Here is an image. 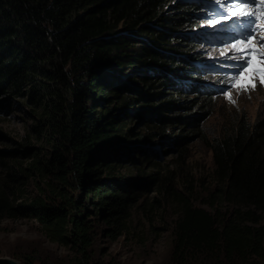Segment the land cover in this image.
<instances>
[{
    "label": "trees",
    "instance_id": "16d2710c",
    "mask_svg": "<svg viewBox=\"0 0 264 264\" xmlns=\"http://www.w3.org/2000/svg\"><path fill=\"white\" fill-rule=\"evenodd\" d=\"M195 10L187 0H0V111L31 107L34 129L50 145L27 148L0 128V222H34L50 243L75 254L70 264H94L99 239L123 237L147 193L172 189L159 160L141 151V160H128L136 176L116 177L117 156L107 146L137 148L124 129L136 104L147 107L152 132L201 133L179 117L212 109L213 97L185 73L200 67L186 58L197 47ZM205 143L222 204L212 214L171 191L181 204L175 264H264V110L256 122L237 117Z\"/></svg>",
    "mask_w": 264,
    "mask_h": 264
},
{
    "label": "rangeland",
    "instance_id": "374dc122",
    "mask_svg": "<svg viewBox=\"0 0 264 264\" xmlns=\"http://www.w3.org/2000/svg\"><path fill=\"white\" fill-rule=\"evenodd\" d=\"M228 2L233 5L230 10V16L233 19L226 22L219 21L220 23H200L196 30L206 28L204 26L209 27L208 29H217V27L225 26L235 20H249L256 28L255 32L251 34L253 37L251 46L257 49L251 56L252 66L247 68L243 75L238 76L244 66L241 64L244 63L243 58L246 52L252 51V47L248 44L239 45L236 43L241 40L240 38L235 39L233 44H227L228 47L225 49L208 50V56L213 60V64L225 63V66H228V73L224 74L225 76L232 70L236 72V76L233 78L236 86L234 87L232 82L224 83L230 88L225 92L227 96L225 93H221L213 97L212 109L209 113L203 106L194 108L192 113L185 117L183 114L186 111H180L179 117L183 118L184 123L192 120L193 123L190 122L188 125H197L201 132L199 134H191L190 129L183 130L182 126L176 127L174 130L167 128L168 133L165 136L158 131L152 132L145 127V122L151 119L145 114L147 107L144 106L140 109L139 104L135 105L132 109V114L135 113V115L132 119H125L124 129L133 131L128 136V141L133 142L137 148L131 147L128 150L123 148L124 153H121L115 151L119 147L117 144L107 146L110 155L117 156L116 177L133 178L136 176L137 168L129 165L128 160L131 158L136 161L141 160L142 157L137 154L141 151L148 154L152 162L155 163L157 159L159 160L157 162L160 169L168 172L171 177L172 189L162 191L161 194L158 192L147 193L132 210L129 225L123 237L117 241L101 238L95 243L91 251V263L175 264L173 257L174 231L176 221L181 213V204L176 197L171 195V191L185 197L194 207L205 209L212 214H215L216 207H221V199L215 196L219 184L215 176L213 154L206 145L205 138L211 142L222 134L224 128L232 126L237 117L245 116L249 121L256 122L264 109V84L261 82L264 79V47H261L264 45V39H262L264 37V4L261 11L258 10L261 15L255 24L249 18L239 16L238 13L233 14L238 0ZM228 4L226 2L225 6L227 7ZM240 11L256 12L250 7L240 9ZM214 24L217 25L211 28ZM119 32L121 30L117 31V33ZM232 63L239 64L234 66ZM126 69L130 68L126 67ZM167 71L169 70L167 69ZM131 79L134 80L135 76ZM212 82L214 81L209 80V83ZM206 90L214 91L211 88ZM132 94L134 96V93ZM183 96L188 95L183 94ZM186 100L194 103V99L190 97ZM100 107V105L97 107L98 113L103 110ZM37 122L38 117L34 110L23 104L11 111L7 110V113L0 111V128L8 136L24 144L27 148L49 149L50 145H48L46 137H43L38 129H34ZM143 137H149L151 140ZM166 138L173 139V143L171 144ZM133 150L134 152L131 154ZM149 168L151 167H145V171ZM33 189L31 188L32 191ZM226 208L227 206L223 205V209L226 210ZM73 257L75 254L72 252L64 251L50 243L34 222L27 220L0 222V259H11L20 264H70ZM247 264L261 263L251 261Z\"/></svg>",
    "mask_w": 264,
    "mask_h": 264
},
{
    "label": "clouds",
    "instance_id": "9594fccd",
    "mask_svg": "<svg viewBox=\"0 0 264 264\" xmlns=\"http://www.w3.org/2000/svg\"><path fill=\"white\" fill-rule=\"evenodd\" d=\"M206 1L207 0H191V1H188V2L192 3L193 6L196 7V10L194 12V19H195L196 22L194 24H192V26H193L192 33H194L195 36H194V38L191 39L192 43L197 44L200 39H204V41H206V44H207V43H209V40H211L213 38L216 39L218 36L223 37L222 39H224V40H222V41H224V42H230L231 40L234 41L237 38L242 39V37L245 36L246 34H250V28H249L250 26L255 27V25H253L252 23H245L248 26H236L235 22H231V23H229V24H227L225 26H219V27H217V29H208L209 27L204 26L206 28H203V31H201V30L197 31L196 27L200 23H209L208 20L200 19L201 15L205 11ZM233 1H235V0H233ZM226 2H227V0H213L212 6L213 7H223V6H225ZM230 6H232V4H230ZM261 7L262 6H260V8ZM219 15H220L219 16V20L220 21H223V22L227 21L223 16H221L222 14H219ZM254 23H255V21H254ZM242 24H244V23H242ZM242 24H240V25H242ZM216 25L217 24H214V26H212L211 28H214ZM186 26H188V24ZM224 33H226V34L223 35ZM183 35H184L183 38L187 37V34H183ZM207 37H212V38L211 39H207ZM241 41H243V40H241ZM242 44H244V43H241L239 45H242ZM193 47H196V46H193ZM223 48H224V46L217 45L215 49H223ZM189 55H191V54H188L186 56L187 62L190 65H192V66L194 65L193 66L194 68H197V63L194 64L195 59L193 58V62H192V58H189ZM205 61L210 63V64H213L212 63L213 60L211 58H209V56H206V60ZM214 65H215V67L213 69L216 70V71L223 70L226 67L225 63L214 64ZM233 65L237 66L238 63H233ZM205 67H206V65H202V67H199V71L204 70L203 68H205ZM210 67H211L210 65H207L205 70L208 71V69L212 68V67L211 68ZM231 72H233V70ZM185 73H188L189 75H191L193 77H194V75H196V73L191 72L190 70L189 71H185ZM170 78H171V80L173 82L177 81V80L178 81L182 80L181 77L179 76V74L175 75L174 73L170 74ZM209 80H212L214 82L209 83ZM228 82H232V84H234L233 77L225 76L224 74H214V75H211L209 78H206V85H205L206 87H202V86L199 85L198 88L208 89L207 87L210 86L212 88V87H214L212 85L215 84V86H220L222 89L227 91L230 88H229V86L224 85V83H228ZM224 90H223V94L225 93ZM187 95H191V94L187 93Z\"/></svg>",
    "mask_w": 264,
    "mask_h": 264
},
{
    "label": "snow or ice",
    "instance_id": "6c2138e0",
    "mask_svg": "<svg viewBox=\"0 0 264 264\" xmlns=\"http://www.w3.org/2000/svg\"><path fill=\"white\" fill-rule=\"evenodd\" d=\"M252 4L254 5L257 9H259L261 4H264V0H238L237 2V7L236 9H234L233 14H239V16L245 17V18H249L253 21H256L259 19L261 13L259 11L255 12V13H250L248 11H240V9H243L246 4ZM256 30L255 27L252 28V32L254 33ZM253 37L247 36L243 41L238 40L236 43L237 44H241V43H246L248 44L250 47L251 46V41H252ZM262 39H264V37H262ZM233 47H235V45H233ZM261 47H264V45H262ZM257 49L255 47H252V51L251 52H246L244 59V66L242 67L240 73H238V76L243 75L244 71L247 70V68L252 66V60H251V56L253 55L254 52H256ZM238 82V80H237ZM262 84H264V79H262ZM234 87L236 86L235 84L233 85ZM254 87V85H253ZM225 95L227 96V93H225ZM233 103H235V101H233Z\"/></svg>",
    "mask_w": 264,
    "mask_h": 264
},
{
    "label": "water",
    "instance_id": "95a60500",
    "mask_svg": "<svg viewBox=\"0 0 264 264\" xmlns=\"http://www.w3.org/2000/svg\"><path fill=\"white\" fill-rule=\"evenodd\" d=\"M0 264H20V263L11 259H0Z\"/></svg>",
    "mask_w": 264,
    "mask_h": 264
}]
</instances>
